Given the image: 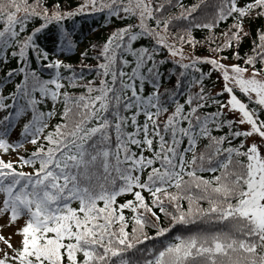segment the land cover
Segmentation results:
<instances>
[{"label": "snow or ice", "instance_id": "1", "mask_svg": "<svg viewBox=\"0 0 264 264\" xmlns=\"http://www.w3.org/2000/svg\"><path fill=\"white\" fill-rule=\"evenodd\" d=\"M0 264H264V0H0Z\"/></svg>", "mask_w": 264, "mask_h": 264}]
</instances>
